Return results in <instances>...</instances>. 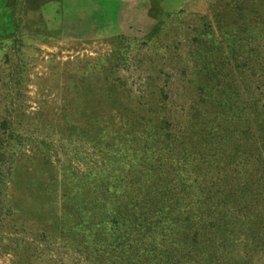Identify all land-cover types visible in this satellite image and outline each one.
Returning a JSON list of instances; mask_svg holds the SVG:
<instances>
[{
  "label": "rangeland",
  "instance_id": "374dc122",
  "mask_svg": "<svg viewBox=\"0 0 264 264\" xmlns=\"http://www.w3.org/2000/svg\"><path fill=\"white\" fill-rule=\"evenodd\" d=\"M0 264H264V0H0Z\"/></svg>",
  "mask_w": 264,
  "mask_h": 264
}]
</instances>
